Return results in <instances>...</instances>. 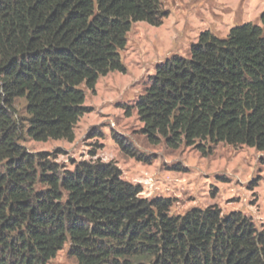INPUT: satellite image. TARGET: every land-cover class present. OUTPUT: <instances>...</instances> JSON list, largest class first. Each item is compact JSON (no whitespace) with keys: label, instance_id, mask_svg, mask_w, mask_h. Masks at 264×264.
Returning a JSON list of instances; mask_svg holds the SVG:
<instances>
[{"label":"trees","instance_id":"16d2710c","mask_svg":"<svg viewBox=\"0 0 264 264\" xmlns=\"http://www.w3.org/2000/svg\"><path fill=\"white\" fill-rule=\"evenodd\" d=\"M168 15L164 0H0V264H48L66 244L76 264H264V226L241 212L172 216L170 198H143L114 163L92 155L66 169L21 143H72L86 113L82 87L125 74L132 25L159 27ZM134 109L147 138L172 149L264 152V28L200 33L187 57L156 66Z\"/></svg>","mask_w":264,"mask_h":264},{"label":"rangeland","instance_id":"374dc122","mask_svg":"<svg viewBox=\"0 0 264 264\" xmlns=\"http://www.w3.org/2000/svg\"><path fill=\"white\" fill-rule=\"evenodd\" d=\"M169 12L159 27L132 25L126 48L120 52L125 74L101 77L94 92H85L86 113L74 130V141L34 142L22 136L30 153H45L66 169L81 161L99 159L114 163L122 179L142 188L141 196L170 198V215H183L193 208L216 206L223 214L241 212L257 228L264 226V152L246 146L218 144L203 155L193 147H168L144 134L135 101L141 96L155 68L171 56L187 57L200 33L209 31L226 38L230 29L251 23L264 28V0H164ZM16 119L25 124L26 101L15 102ZM117 140L137 157L120 149ZM69 245L48 264H76Z\"/></svg>","mask_w":264,"mask_h":264}]
</instances>
